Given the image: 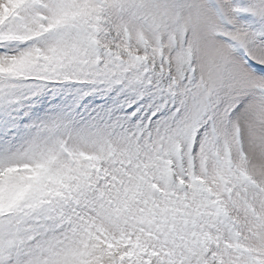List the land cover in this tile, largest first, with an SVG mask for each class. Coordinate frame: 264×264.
<instances>
[{
	"label": "snow or ice",
	"instance_id": "6c2138e0",
	"mask_svg": "<svg viewBox=\"0 0 264 264\" xmlns=\"http://www.w3.org/2000/svg\"><path fill=\"white\" fill-rule=\"evenodd\" d=\"M0 264H264V0H0Z\"/></svg>",
	"mask_w": 264,
	"mask_h": 264
}]
</instances>
